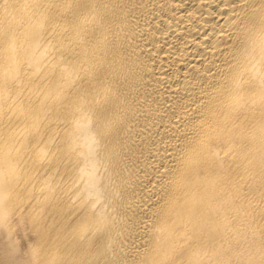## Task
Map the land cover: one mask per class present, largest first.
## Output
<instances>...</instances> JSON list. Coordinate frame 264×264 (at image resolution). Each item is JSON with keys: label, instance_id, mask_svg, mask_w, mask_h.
I'll return each instance as SVG.
<instances>
[{"label": "bare ground", "instance_id": "1", "mask_svg": "<svg viewBox=\"0 0 264 264\" xmlns=\"http://www.w3.org/2000/svg\"><path fill=\"white\" fill-rule=\"evenodd\" d=\"M0 264H264V0H0Z\"/></svg>", "mask_w": 264, "mask_h": 264}]
</instances>
